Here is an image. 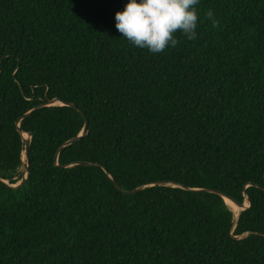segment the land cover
I'll use <instances>...</instances> for the list:
<instances>
[{"label":"trees","instance_id":"trees-1","mask_svg":"<svg viewBox=\"0 0 264 264\" xmlns=\"http://www.w3.org/2000/svg\"><path fill=\"white\" fill-rule=\"evenodd\" d=\"M125 3L0 0V264H264V0L156 54Z\"/></svg>","mask_w":264,"mask_h":264},{"label":"clouds","instance_id":"clouds-1","mask_svg":"<svg viewBox=\"0 0 264 264\" xmlns=\"http://www.w3.org/2000/svg\"><path fill=\"white\" fill-rule=\"evenodd\" d=\"M199 0H126L114 12V27L134 47L156 54L175 47L179 32L187 40L196 38ZM204 16L216 26L212 10Z\"/></svg>","mask_w":264,"mask_h":264},{"label":"water","instance_id":"water-1","mask_svg":"<svg viewBox=\"0 0 264 264\" xmlns=\"http://www.w3.org/2000/svg\"><path fill=\"white\" fill-rule=\"evenodd\" d=\"M55 101L59 102V103H55ZM47 105H50V104H62V101L58 98H52L50 99L49 101L46 102ZM67 105H70L71 107L77 109L79 112H81L83 114V111L78 108L74 103H71V102H67L66 103ZM41 106V104H38L36 105L34 108L36 107H39ZM31 110V109H30ZM30 110H28L27 112H25L24 114H27L30 112ZM87 124H88V120L86 117H84V123H83V126L81 128V130L79 131V133L77 135H75L74 137L70 138L69 140L65 141L62 145L64 144H67L75 139H77L78 137H80L81 135L85 134V132L87 131ZM16 126H17V129L18 131L20 132V135L22 137V140L24 141V158L27 157V149H28V146H29V142H30V134L27 132V131H23L22 129H20L19 127V122L18 120L16 121ZM25 132L28 134V137H23L22 133ZM61 145V146H62ZM58 151V150H57ZM56 156H57V152L55 154V159H56ZM82 163H88V162H82ZM27 165V163H26ZM23 173H22V176L20 177L19 181H17L16 183H12L10 184L11 186H18L20 184L23 183L24 179L26 178V175H27V166H25L23 169H22ZM7 182V181H6ZM172 184H176L174 182H172ZM116 186L118 188H120L117 184ZM142 186H138V187H135L133 189H130V190H123L127 193H132V192H135L136 190H138L139 188H141ZM205 190L207 191H212V192H215V193H218L219 195L222 196V198L224 199V197H227L228 199H230L231 201H233L236 205H238L240 207V210H238V212L235 214V220H234V224H235V221L237 219V216L238 214L240 213L241 210L245 209L248 205H249V199L247 198V196L244 197V200L243 201H238L236 198L232 197L231 195H228L224 192H221L219 190H215V189H210V188H204ZM225 201V199H224ZM246 201V203H245ZM226 202V201H225ZM227 204V203H226ZM228 205V204H227ZM234 226V225H233Z\"/></svg>","mask_w":264,"mask_h":264},{"label":"bare ground","instance_id":"bare-ground-1","mask_svg":"<svg viewBox=\"0 0 264 264\" xmlns=\"http://www.w3.org/2000/svg\"><path fill=\"white\" fill-rule=\"evenodd\" d=\"M23 137H28L25 132L22 133ZM22 158L24 159V151H22ZM226 203L228 204V206L231 208L232 211L235 212V214L238 212V210H240V207L238 205H236L233 201H231L230 199H228L227 197H224ZM246 203V201H245Z\"/></svg>","mask_w":264,"mask_h":264},{"label":"rangeland","instance_id":"rangeland-1","mask_svg":"<svg viewBox=\"0 0 264 264\" xmlns=\"http://www.w3.org/2000/svg\"><path fill=\"white\" fill-rule=\"evenodd\" d=\"M55 103H59V102H57V101H55ZM28 136V135H27ZM25 159V158H24ZM23 158H22V160H24ZM22 169H23V167H20L19 168V172L21 173V176H22V173H23V171H22ZM19 181V180H18Z\"/></svg>","mask_w":264,"mask_h":264}]
</instances>
